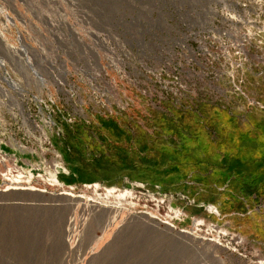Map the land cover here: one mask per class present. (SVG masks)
<instances>
[{
  "label": "rangeland",
  "instance_id": "1",
  "mask_svg": "<svg viewBox=\"0 0 264 264\" xmlns=\"http://www.w3.org/2000/svg\"><path fill=\"white\" fill-rule=\"evenodd\" d=\"M0 264H264V0H0Z\"/></svg>",
  "mask_w": 264,
  "mask_h": 264
}]
</instances>
